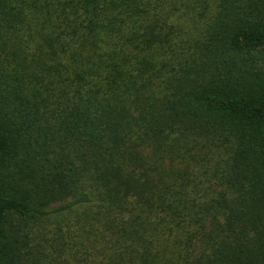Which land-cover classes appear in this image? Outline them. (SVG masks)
<instances>
[{"label":"trees","instance_id":"obj_1","mask_svg":"<svg viewBox=\"0 0 264 264\" xmlns=\"http://www.w3.org/2000/svg\"><path fill=\"white\" fill-rule=\"evenodd\" d=\"M0 264H264V0H0Z\"/></svg>","mask_w":264,"mask_h":264}]
</instances>
